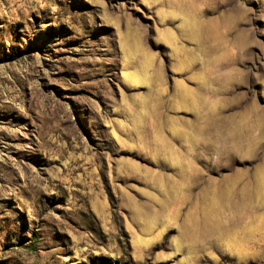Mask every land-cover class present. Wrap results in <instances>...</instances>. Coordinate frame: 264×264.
<instances>
[{"label":"rangeland","instance_id":"1","mask_svg":"<svg viewBox=\"0 0 264 264\" xmlns=\"http://www.w3.org/2000/svg\"><path fill=\"white\" fill-rule=\"evenodd\" d=\"M0 264H264V0H0Z\"/></svg>","mask_w":264,"mask_h":264},{"label":"bare ground","instance_id":"2","mask_svg":"<svg viewBox=\"0 0 264 264\" xmlns=\"http://www.w3.org/2000/svg\"><path fill=\"white\" fill-rule=\"evenodd\" d=\"M134 76V75H133ZM136 76V75H135ZM139 83V82H138Z\"/></svg>","mask_w":264,"mask_h":264}]
</instances>
